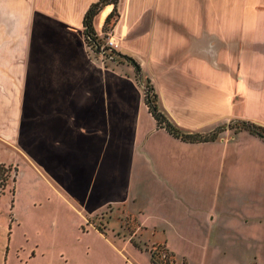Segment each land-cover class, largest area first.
<instances>
[{"label": "crops", "instance_id": "0c3cea01", "mask_svg": "<svg viewBox=\"0 0 264 264\" xmlns=\"http://www.w3.org/2000/svg\"><path fill=\"white\" fill-rule=\"evenodd\" d=\"M98 1L0 0V164L15 172L16 189L23 164L62 200L76 201L92 228L111 207L155 231L130 205L179 194L181 169L264 177V143L249 132L236 142L189 144L157 129L142 84L89 52L84 19ZM112 9L97 20L99 33ZM118 9L110 37L141 65L177 126L264 127V0H120ZM6 191L0 198L11 195L12 213L15 195ZM13 221L0 211V264ZM263 221L253 213L250 223ZM254 236L264 247V236ZM172 250L176 262L192 264Z\"/></svg>", "mask_w": 264, "mask_h": 264}, {"label": "rangeland", "instance_id": "374dc122", "mask_svg": "<svg viewBox=\"0 0 264 264\" xmlns=\"http://www.w3.org/2000/svg\"><path fill=\"white\" fill-rule=\"evenodd\" d=\"M117 68L135 74L132 67ZM229 130L221 134V142L238 140ZM218 168L181 169L179 194L144 196L136 206L130 205L131 210L143 211L150 227L156 226L153 231L138 224L137 216L111 207L91 219L97 226L92 228L76 201L62 200L35 170L20 164L17 189L15 172L6 188H0V193L15 195L12 213L11 195L0 198V211L14 220L4 264H152L150 249L159 243L193 258L192 264H264V247L254 236H264V221L250 223L253 213L264 214V177L233 173L221 180ZM207 217L212 226L203 224Z\"/></svg>", "mask_w": 264, "mask_h": 264}, {"label": "trees", "instance_id": "16d2710c", "mask_svg": "<svg viewBox=\"0 0 264 264\" xmlns=\"http://www.w3.org/2000/svg\"><path fill=\"white\" fill-rule=\"evenodd\" d=\"M120 0H100L93 4L87 11L84 19L85 39L91 55L96 56L114 69L125 66L132 67L134 77L142 84L145 95V103L157 122V129L165 130L173 138L184 143L200 144L215 142L227 129L239 134L249 132L251 135L264 140V127L248 121H234L228 127H218L207 133H190L177 126L166 114L159 109V96L149 79H144L141 65L132 57L107 45L111 32L117 25ZM112 6V11L106 17L101 33L96 28V23L107 7ZM113 65V66H111ZM128 75V74H127ZM13 169L0 164V188L4 189L12 179ZM150 258L153 264H175L176 255L166 244L159 243L150 249Z\"/></svg>", "mask_w": 264, "mask_h": 264}, {"label": "built area", "instance_id": "2783aa9c", "mask_svg": "<svg viewBox=\"0 0 264 264\" xmlns=\"http://www.w3.org/2000/svg\"><path fill=\"white\" fill-rule=\"evenodd\" d=\"M107 45L114 48V49H118V45L113 41V39L111 37H109V39L107 41Z\"/></svg>", "mask_w": 264, "mask_h": 264}]
</instances>
